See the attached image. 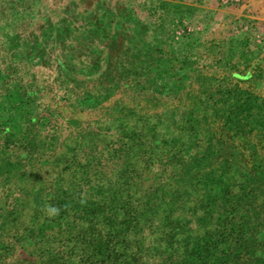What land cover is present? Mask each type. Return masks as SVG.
Masks as SVG:
<instances>
[{
    "label": "rangeland",
    "instance_id": "374dc122",
    "mask_svg": "<svg viewBox=\"0 0 264 264\" xmlns=\"http://www.w3.org/2000/svg\"><path fill=\"white\" fill-rule=\"evenodd\" d=\"M241 90L262 140L264 0H0V149L33 139L47 156L0 182V214L20 203L17 220L41 221L79 174L151 211L169 199L170 234L210 228L195 220L226 201L257 210L264 167L230 165L236 138L215 147L208 132Z\"/></svg>",
    "mask_w": 264,
    "mask_h": 264
},
{
    "label": "trees",
    "instance_id": "16d2710c",
    "mask_svg": "<svg viewBox=\"0 0 264 264\" xmlns=\"http://www.w3.org/2000/svg\"><path fill=\"white\" fill-rule=\"evenodd\" d=\"M233 79L237 83L257 81L249 74L233 75ZM243 91L232 94L231 105L219 110L208 132L215 147L230 144L229 139L235 137L236 148L227 157L230 165L255 176L256 167H264V139L255 138L246 127L252 108ZM29 124H36V119L30 117ZM14 142L12 149H0V182L25 177L29 164L47 158L42 152L30 151L33 139L22 147L25 152H16ZM243 144L252 151L242 152ZM20 147L17 142L16 148ZM65 184L51 194L52 203L44 209L41 221L29 225L17 220L20 203L5 207L7 212L0 214V244L5 243L7 249L0 251V264H264V201L257 210L240 200L216 204L195 220L200 228L205 221L210 228L195 234H170V227L181 222L172 216L175 210L169 199L151 211L148 200H123L114 189L87 186L80 174ZM215 191L218 194L223 188ZM50 208L58 211L52 214ZM9 214L13 215L10 220ZM15 248L18 252L14 253Z\"/></svg>",
    "mask_w": 264,
    "mask_h": 264
},
{
    "label": "clouds",
    "instance_id": "9594fccd",
    "mask_svg": "<svg viewBox=\"0 0 264 264\" xmlns=\"http://www.w3.org/2000/svg\"><path fill=\"white\" fill-rule=\"evenodd\" d=\"M49 211L50 213L55 214L58 210L55 208H50Z\"/></svg>",
    "mask_w": 264,
    "mask_h": 264
}]
</instances>
